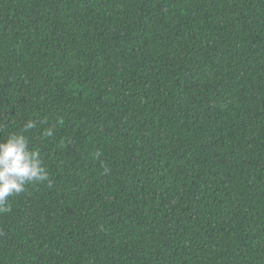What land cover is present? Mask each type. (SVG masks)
<instances>
[{"label": "trees", "instance_id": "16d2710c", "mask_svg": "<svg viewBox=\"0 0 264 264\" xmlns=\"http://www.w3.org/2000/svg\"><path fill=\"white\" fill-rule=\"evenodd\" d=\"M29 121L0 264H264V0H0V140Z\"/></svg>", "mask_w": 264, "mask_h": 264}, {"label": "clouds", "instance_id": "9594fccd", "mask_svg": "<svg viewBox=\"0 0 264 264\" xmlns=\"http://www.w3.org/2000/svg\"><path fill=\"white\" fill-rule=\"evenodd\" d=\"M35 127L27 122L21 131L9 134L0 140V214L11 211L9 197L25 191L26 185L36 182H50L49 173L38 149L30 148L29 138L25 133ZM53 128H48L43 135L51 137ZM100 153H96L99 159ZM104 171L108 172L107 166Z\"/></svg>", "mask_w": 264, "mask_h": 264}]
</instances>
